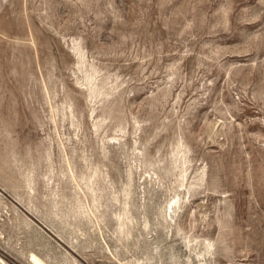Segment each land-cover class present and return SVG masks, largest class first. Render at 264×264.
Returning <instances> with one entry per match:
<instances>
[{
    "label": "rangeland",
    "instance_id": "374dc122",
    "mask_svg": "<svg viewBox=\"0 0 264 264\" xmlns=\"http://www.w3.org/2000/svg\"><path fill=\"white\" fill-rule=\"evenodd\" d=\"M0 264H264V0H0Z\"/></svg>",
    "mask_w": 264,
    "mask_h": 264
},
{
    "label": "bare ground",
    "instance_id": "6f19581e",
    "mask_svg": "<svg viewBox=\"0 0 264 264\" xmlns=\"http://www.w3.org/2000/svg\"><path fill=\"white\" fill-rule=\"evenodd\" d=\"M35 257V256H34ZM33 259V258H32ZM36 259V258H35ZM35 261V260H34Z\"/></svg>",
    "mask_w": 264,
    "mask_h": 264
}]
</instances>
